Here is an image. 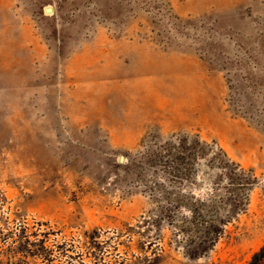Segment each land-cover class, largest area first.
Listing matches in <instances>:
<instances>
[{"label": "rangeland", "instance_id": "rangeland-1", "mask_svg": "<svg viewBox=\"0 0 264 264\" xmlns=\"http://www.w3.org/2000/svg\"><path fill=\"white\" fill-rule=\"evenodd\" d=\"M183 136L254 184L210 158L172 179L151 152ZM190 196L227 220L196 257ZM263 246L264 0H0V264H250Z\"/></svg>", "mask_w": 264, "mask_h": 264}, {"label": "trees", "instance_id": "trees-1", "mask_svg": "<svg viewBox=\"0 0 264 264\" xmlns=\"http://www.w3.org/2000/svg\"><path fill=\"white\" fill-rule=\"evenodd\" d=\"M151 154V159H153L152 163H162L165 169L167 168L169 170L172 179L182 180V182L184 180L193 179L192 176L196 174L197 164L201 163L203 159L210 158V162L222 168L227 176H229V179L230 176H232V183L239 180L243 182L244 188L251 187L254 184V180H252L246 172L240 170L238 166L231 163L220 149L208 147L206 143L202 142L197 137H177L175 140L167 141L164 145L159 147V150L152 151ZM174 183L175 182L172 184ZM158 186L159 189H165V182L164 184H158ZM175 197L176 195H169V198H171V202H168L170 206L173 205ZM186 199L187 202L185 206L190 210L191 216L182 219V223L190 221L191 223L195 222L196 224L206 225L207 228L198 238L197 246L193 244L195 240H190L188 252L191 257H196L206 251V249H211L212 246H214L221 232V225L227 222V220L221 219L218 223L216 219L212 218L214 214L210 215L208 211H202L205 204L204 200H198L194 196H190ZM233 203L234 202H231V205H234ZM162 209L164 208L162 207ZM188 218L191 219L188 220ZM193 245L196 247H193ZM250 264H264V246L259 252L254 254Z\"/></svg>", "mask_w": 264, "mask_h": 264}, {"label": "water", "instance_id": "water-1", "mask_svg": "<svg viewBox=\"0 0 264 264\" xmlns=\"http://www.w3.org/2000/svg\"><path fill=\"white\" fill-rule=\"evenodd\" d=\"M50 10H48V12H49Z\"/></svg>", "mask_w": 264, "mask_h": 264}]
</instances>
